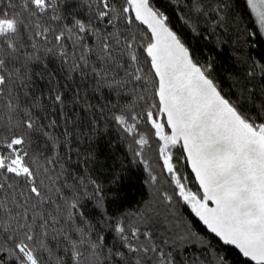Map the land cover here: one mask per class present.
I'll return each instance as SVG.
<instances>
[{
  "label": "snow or ice",
  "instance_id": "obj_1",
  "mask_svg": "<svg viewBox=\"0 0 264 264\" xmlns=\"http://www.w3.org/2000/svg\"><path fill=\"white\" fill-rule=\"evenodd\" d=\"M246 6L247 43L264 38V0ZM181 7L213 31L236 22L227 0ZM225 47L194 55L154 0H0V264H231L233 248L264 264V54L231 52L237 77ZM110 131L147 173L141 206L120 172L95 175Z\"/></svg>",
  "mask_w": 264,
  "mask_h": 264
},
{
  "label": "trees",
  "instance_id": "obj_2",
  "mask_svg": "<svg viewBox=\"0 0 264 264\" xmlns=\"http://www.w3.org/2000/svg\"><path fill=\"white\" fill-rule=\"evenodd\" d=\"M227 2L230 6V14L236 17V22L228 24L227 32H223L220 29L213 31L211 24L204 18L197 19L193 17L192 20L188 21L187 9L181 7L183 3H186V0H167V3H164L163 0H154V3L169 15L170 26L188 44L194 55L199 56L201 59L206 55H216V49L222 44H226L224 54L217 56L220 62L221 74H223L224 69H227L234 76L242 77L247 65L237 64L227 57L231 52H235L237 56L247 53L254 59H259V55L264 54V38L257 36L246 43L244 34L249 30L255 31L254 17L250 15L246 0H227ZM173 8H175V11H173ZM185 21L188 22L186 23ZM192 27L197 28L199 35L192 33ZM234 64H236L235 67L233 66ZM234 83L235 80H221L222 87L226 91H231L232 89L229 85ZM109 141H111V148L109 147ZM96 143L100 147L97 152L98 160L93 165V168L96 169L95 175L99 176L100 179L107 180L111 178L113 170H116L125 177L124 187L120 190L121 195L125 197L123 200L125 205L135 208L141 206L142 203L149 202L152 199V195L151 189L146 182L147 173L143 171L142 166L139 164L129 165L127 147L117 140V134L114 131H110ZM95 146V144L84 143L80 146V150L85 152L89 147ZM121 161H123L125 166L123 169H121ZM152 163L159 170V162L154 154ZM182 170L187 171L186 168H182ZM189 175H191L190 172ZM129 177L131 178L130 184ZM193 190H195V187H193ZM161 211H164L162 205ZM178 211L184 223L188 224L193 230L200 231L202 235L207 236L210 241L209 252L224 247L211 234L203 232V226L191 214L189 209L178 205ZM193 254L200 255L201 253L197 249L194 253H189V255ZM228 254L231 264H246L247 259L242 257L238 250L230 249ZM203 256L207 257L208 253H203Z\"/></svg>",
  "mask_w": 264,
  "mask_h": 264
},
{
  "label": "water",
  "instance_id": "obj_3",
  "mask_svg": "<svg viewBox=\"0 0 264 264\" xmlns=\"http://www.w3.org/2000/svg\"><path fill=\"white\" fill-rule=\"evenodd\" d=\"M236 250V249H235ZM247 259V258H246Z\"/></svg>",
  "mask_w": 264,
  "mask_h": 264
}]
</instances>
